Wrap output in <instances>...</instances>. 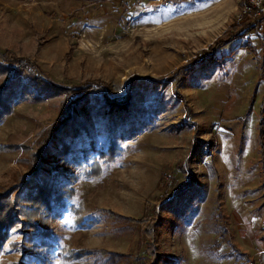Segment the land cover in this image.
<instances>
[{
    "label": "rangeland",
    "instance_id": "rangeland-1",
    "mask_svg": "<svg viewBox=\"0 0 264 264\" xmlns=\"http://www.w3.org/2000/svg\"><path fill=\"white\" fill-rule=\"evenodd\" d=\"M246 3L0 0L1 52L35 60L49 78L66 87L102 83L109 98L131 102L126 122L138 126L153 120L150 129L122 144V160L104 168L98 180L80 179L68 206L87 198L82 219L94 224L76 226L75 216L64 210L55 225L59 247L72 242L76 250L101 249L147 263L146 224L113 223L102 217V211H109L122 219L151 221L158 230L155 247L169 258L166 264H263L264 158L258 128L250 116L227 118L226 111L232 96L240 100L246 95L255 107L263 75L252 83V95L248 87L251 74L257 78L261 72L264 43L254 56L238 51L241 40H233L212 54V61L189 66L188 77L173 76L240 22ZM257 33L264 39V22ZM73 45L74 54L66 59ZM241 72L249 73L246 84L237 81ZM103 102L100 95L91 96L80 112L95 133L114 117L97 111ZM59 109L55 102L16 105L15 114L0 125V143L11 135L23 141L45 132L60 117ZM214 134L217 151L211 153L208 143ZM97 140L100 146L105 143L102 135ZM17 156L0 153V175L15 167ZM20 239L13 232L10 242ZM38 255L44 263L29 249L5 247L2 252L4 260L16 263L62 264L56 249ZM67 264L135 263L96 262L88 254Z\"/></svg>",
    "mask_w": 264,
    "mask_h": 264
},
{
    "label": "trees",
    "instance_id": "trees-1",
    "mask_svg": "<svg viewBox=\"0 0 264 264\" xmlns=\"http://www.w3.org/2000/svg\"><path fill=\"white\" fill-rule=\"evenodd\" d=\"M142 1L138 2L147 4ZM263 22V13L251 9L240 22L232 24L215 39L207 50L197 54L193 63L181 67L173 76L179 80L188 77L189 66L212 61V54L233 40H241L240 49L258 56L260 52L257 47L264 43V39L257 31ZM75 48L73 45L66 59L74 54ZM260 67L264 68V62H260ZM104 87V84L95 81L66 87L49 78L35 60L16 55L10 50L0 51V125L15 114V106L22 102L59 103L61 114L50 128L32 139L19 141L17 135H11L5 144L0 143V153L18 154L15 167L0 175V264L22 262L4 260L2 252L5 247L10 250L29 249L39 263H44L38 255L40 251L55 249L62 264L81 261L88 254L96 262L106 260L114 263L125 259L135 264H166L169 260L155 247L158 230L151 221L145 218L122 219L109 211H102L101 214L113 223L122 220L126 225L146 224L147 263L132 255H118L101 249L76 250L72 242L64 247L57 244L55 225L64 210L69 209L75 216L76 226L94 224L93 220L85 222L82 219L87 198L81 199L75 207L68 206L77 195L80 179L98 180L104 168L122 160V144L126 140H134L142 129L151 128L153 120L150 118L148 123L142 121L138 126L134 122H126V113L133 109L131 102L128 98H109ZM96 95H100L104 101L97 111L103 116L114 117L110 118L103 131L95 133L87 124L88 118H82L80 112L89 105L91 96ZM261 108L263 115L264 102ZM258 132L260 154L264 158V117L261 118ZM99 135L105 138L101 146L97 140ZM211 137L208 145L211 153H214L217 151L216 135ZM13 232L20 233V242H10Z\"/></svg>",
    "mask_w": 264,
    "mask_h": 264
},
{
    "label": "crops",
    "instance_id": "crops-1",
    "mask_svg": "<svg viewBox=\"0 0 264 264\" xmlns=\"http://www.w3.org/2000/svg\"><path fill=\"white\" fill-rule=\"evenodd\" d=\"M139 1V0H138ZM144 1H146V0H143L142 2H144ZM150 2V1H149ZM115 4H116V2H114ZM120 3V2H119ZM147 3H148V0H147ZM235 41H238V40H235ZM235 41H232V42H230V43H228L227 45H229V44H231V43H234ZM226 45V46H227ZM239 45H240V41H239ZM239 45H238V47H239ZM225 46V47H226ZM238 51H246V50H242V49H240V48H238ZM237 51V52H238ZM231 52V51H230ZM229 52V53H230ZM249 52V51H248ZM236 53V52H235ZM235 59V58H234ZM236 60V59H235ZM243 69V68H242ZM249 73H244V72H241V73H238V78H237V81L238 80H241V81H243L244 83H245V81H246V77H247V75H248ZM253 75H255V74H251V76H252V79H251V84L249 85V89H248V93L250 92V94L252 95V90H251V88H252V83L253 82H257V79L259 78H261L262 77V75H263V81H262V86H261V91H262V94H260V96H259V98L257 99V100H255L256 101V104H255V107H252V104L254 103V101L253 102H251V100H246V95H245V97L244 98H241L240 100H237V96H232L231 98V102H230V105H231V107L230 108H228V110L226 111V117L227 118H237V119H240V118H242V116L244 115V116H246V118L248 117V116H250V118H249V120L250 119H252V124H253V127H256V128H258L257 126H258V124H259V122H260V110H261V106H262V103H263V101H264V69L262 70L261 69V72L258 74V76H257V78H256V76H253ZM244 79V80H243ZM256 79V80H255ZM241 81H238V82H241ZM246 84V83H245ZM236 101H237V103H236ZM253 108V109H252ZM245 118V119H246ZM245 122H246V120H245ZM254 132V131H253ZM253 132L251 133V135L253 136ZM256 132H257V139H258V130H256ZM251 135L250 136H248L249 138H251ZM248 145H250L251 147H249V149H251L252 150V143H251V140L249 139L248 140ZM251 155V154H250ZM250 155H248V156H250ZM248 156H245L246 157V159L248 158ZM263 160V159H262ZM262 263L264 264V254H262Z\"/></svg>",
    "mask_w": 264,
    "mask_h": 264
},
{
    "label": "built area",
    "instance_id": "built-area-1",
    "mask_svg": "<svg viewBox=\"0 0 264 264\" xmlns=\"http://www.w3.org/2000/svg\"><path fill=\"white\" fill-rule=\"evenodd\" d=\"M107 1H109V0H107ZM160 1H161L163 4L167 5V6H168L169 4H171V0H160ZM245 1H246L247 3L244 4V6H243V8H242V14H241V16H240V18H239L238 21L242 20V16L245 15V14H247V13H249V12L251 11V9L256 10L257 13L261 11V13H263V16H264V6H263V7L260 6V5L263 4V1H264V0H245ZM248 4H249V5H248ZM250 5H251V7H249ZM259 30H261V28H260Z\"/></svg>",
    "mask_w": 264,
    "mask_h": 264
}]
</instances>
